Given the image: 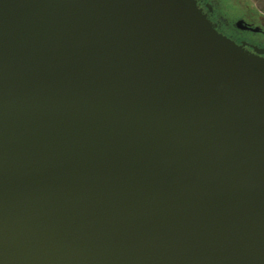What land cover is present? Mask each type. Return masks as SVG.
Wrapping results in <instances>:
<instances>
[{"label":"water","instance_id":"1","mask_svg":"<svg viewBox=\"0 0 264 264\" xmlns=\"http://www.w3.org/2000/svg\"><path fill=\"white\" fill-rule=\"evenodd\" d=\"M194 0H0V264H264V51Z\"/></svg>","mask_w":264,"mask_h":264},{"label":"flooded vegetation","instance_id":"2","mask_svg":"<svg viewBox=\"0 0 264 264\" xmlns=\"http://www.w3.org/2000/svg\"><path fill=\"white\" fill-rule=\"evenodd\" d=\"M194 1L218 33L250 52L264 51V16L248 0Z\"/></svg>","mask_w":264,"mask_h":264},{"label":"rangeland","instance_id":"3","mask_svg":"<svg viewBox=\"0 0 264 264\" xmlns=\"http://www.w3.org/2000/svg\"><path fill=\"white\" fill-rule=\"evenodd\" d=\"M264 16V0H248Z\"/></svg>","mask_w":264,"mask_h":264}]
</instances>
